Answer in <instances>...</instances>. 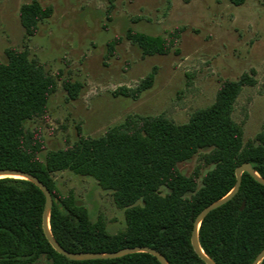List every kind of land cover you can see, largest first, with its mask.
<instances>
[{"label":"trees","instance_id":"1","mask_svg":"<svg viewBox=\"0 0 264 264\" xmlns=\"http://www.w3.org/2000/svg\"><path fill=\"white\" fill-rule=\"evenodd\" d=\"M230 1L241 5L246 0ZM51 15V7L36 1L24 4L20 20L27 36H35L41 22ZM126 34L145 54H167L180 36L179 31L162 38L131 29ZM6 58L0 62V169L34 175L58 200L49 223L60 246L74 253L151 247L169 264H206L191 245L198 214L232 191L238 166L251 163L264 178V133L246 143L243 127L233 119L243 88L256 84L255 71L238 80H221L214 103L194 111L187 124L177 126L163 115L128 116L99 138L80 134L63 151L43 156L42 129H28L27 123L47 115L59 81L71 100L80 96L83 85L64 79L61 72L56 76L47 73L28 50L9 48ZM154 80L155 69L136 88L120 87L113 94L138 99ZM199 150H209L206 161L213 168L205 175L199 194L183 200L196 184L179 174L176 163L190 160ZM52 164L92 177L112 191L116 205L125 211L126 229L110 235L103 219L93 224L86 209L62 197L47 172ZM44 209L45 196L33 183L0 179V264H29L41 257L52 264H160L147 253L71 261L47 241ZM199 239L216 264H252L264 249V186L243 173L235 197L203 220Z\"/></svg>","mask_w":264,"mask_h":264},{"label":"rangeland","instance_id":"2","mask_svg":"<svg viewBox=\"0 0 264 264\" xmlns=\"http://www.w3.org/2000/svg\"><path fill=\"white\" fill-rule=\"evenodd\" d=\"M36 1L52 8L35 36L20 20L24 4ZM177 42L167 54H145L128 38V30ZM9 48L28 50L46 72L80 82V96L71 100L62 86L51 97L45 117L27 123L40 127L46 141L43 156L63 151L80 134L99 138L128 116L163 115L175 125L212 105L220 81L238 80L255 71L254 86L243 88L233 119L243 127L244 142L264 133V0H0V62ZM155 69L153 86L138 99L115 96L120 87L136 88ZM209 150L179 161L180 175L195 182L191 200L203 188ZM53 188L86 209L93 224L101 219L116 235L126 229L125 211L114 193L70 168L47 167ZM29 264H52L46 257Z\"/></svg>","mask_w":264,"mask_h":264},{"label":"water","instance_id":"3","mask_svg":"<svg viewBox=\"0 0 264 264\" xmlns=\"http://www.w3.org/2000/svg\"><path fill=\"white\" fill-rule=\"evenodd\" d=\"M248 173L255 181L264 186V178H262L253 168L251 163H244L236 168V184L231 192H229L223 198L213 202L205 209H203L194 221L193 231L191 234V245L194 252L202 259L206 264H216L202 249L199 239V230L203 220L214 210L220 208L221 206L228 203L232 200L235 195L238 193L241 183H242V174ZM2 178H14L27 180L37 186L45 196V209L43 212V232L49 244L52 248L59 253L60 255L66 257L71 261H93V260H114L122 258L124 256L135 254V253H147L154 256L160 264H169L168 260L160 252L156 251L151 247H133L125 248L117 252L112 253H94V252H69L65 250L54 238L51 229H50V213L53 208L54 202L58 200L54 198L50 190L34 175L26 173L23 171L15 169H0V179ZM245 203L241 207L243 211ZM264 260V249L258 254L252 264H261Z\"/></svg>","mask_w":264,"mask_h":264}]
</instances>
